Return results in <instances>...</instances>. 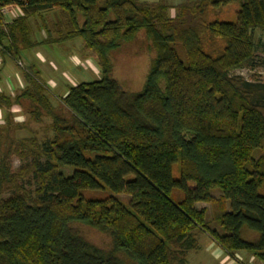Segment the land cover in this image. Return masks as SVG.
<instances>
[{
    "label": "trees",
    "instance_id": "1",
    "mask_svg": "<svg viewBox=\"0 0 264 264\" xmlns=\"http://www.w3.org/2000/svg\"><path fill=\"white\" fill-rule=\"evenodd\" d=\"M235 1L234 22L212 18ZM5 6L19 14L0 21L2 56L79 40L100 77L68 87L65 115L24 62L25 86L12 98L0 92V264H185L199 233L229 258L246 252L264 264V83L233 75L256 66L264 0H190L173 17L162 0H0ZM139 32L155 56L142 88L127 92L112 77V54ZM17 105L32 123L50 119L41 136L14 122ZM21 129L30 136L13 139ZM76 225L106 236L107 247Z\"/></svg>",
    "mask_w": 264,
    "mask_h": 264
},
{
    "label": "rangeland",
    "instance_id": "2",
    "mask_svg": "<svg viewBox=\"0 0 264 264\" xmlns=\"http://www.w3.org/2000/svg\"><path fill=\"white\" fill-rule=\"evenodd\" d=\"M140 1L156 2L159 0H140ZM162 1H164L170 6L168 10V15L170 17H173L176 13L174 6H177L180 3H184L190 0H162ZM239 8H240V4L238 1L232 2L226 6L217 9L215 13L212 15V18H215L216 20L222 22H229V23L234 22L236 19V13L239 10ZM36 22H33L32 24L34 33L36 37H38V39L43 38L44 34L39 33L36 30V27L39 24L38 21ZM254 38L256 41L260 43L255 53L256 66L253 69L236 70L233 72V75L240 76L248 82L258 81L264 83V32L255 31ZM76 41L78 42V44L72 45L71 47L72 50L70 49L72 53L70 52V54L63 52L64 49H66L64 47L60 50L58 46H43L45 51L50 50L51 53H53L52 57L48 58L49 54L47 53L41 54L43 52L40 51V54L43 56V58L45 57L44 61H40L38 56L35 58L34 55L36 50L28 51V54L30 53V56L33 55V60H34L33 63L35 65V68H37V71L42 72L40 73V77L45 87L48 89V91L52 96L51 103L62 114L64 113V111L59 103V100L55 99L57 98L56 95L59 94L58 91L61 88L66 91L68 87L75 86L80 82H90L97 80L100 77L99 69L96 61L90 58L83 59L81 56V42L79 40ZM73 52H75L76 54H73ZM78 53L80 54V58L82 59L79 60L80 63L78 64V67L80 69L76 66L75 69L72 70V68L74 67L71 65V63L73 62L75 63L72 57L79 56ZM154 56L155 53L153 49L150 47V43L146 40L144 33L139 32L132 42L123 44L119 50L115 51L112 54V64H113L112 77L120 84L123 90L127 92H138L142 88V85L145 80V76L149 69L151 60L154 58ZM62 61L65 63L67 69L64 67V69L61 70V68L58 67L60 66V63H62ZM81 63H83L84 65H81ZM21 65L23 67L25 66L23 65L22 60L19 61L17 59L11 61L10 63L12 69H18L19 75L22 76L21 71L23 68H21L22 67ZM68 69H71L72 71ZM88 70H90V72ZM48 78H50V80ZM27 110L28 109L25 106H23L20 109L18 113L20 114V118L22 117L23 118L19 120H21L22 122L25 121L27 123V126H29V128H31L32 130H36L38 132V135L41 136L43 134V129L50 123V119L44 118L41 124L32 123L31 121L28 120L29 116L28 113L26 112ZM3 125H4L3 114L0 112V126ZM10 135L12 136L13 139H20L30 136V133L29 131H26V129H21V130L13 131ZM19 164L20 162L17 159L14 158L12 160L13 169H16L19 166ZM60 171L61 172L63 171L62 173L64 175H69L71 173V171L67 169H60ZM172 177L175 180L178 179L179 177L176 164L172 166ZM258 192L259 194L264 195V185L261 188H259ZM211 194L216 197L217 195H219V191L215 189L211 192ZM95 195L100 197L105 195V192H101L100 194L96 193ZM119 198L125 201L127 197L124 195H120ZM206 219L207 221H210L209 214H207ZM209 226L210 228L218 230L220 233H223V230L220 227H218L216 224L209 223ZM75 227L81 232L83 237L90 243L101 248L107 247L109 243V239L103 234L82 225H76ZM190 254H191L190 262L192 264H197L198 263L197 258L199 253L196 252Z\"/></svg>",
    "mask_w": 264,
    "mask_h": 264
},
{
    "label": "crops",
    "instance_id": "3",
    "mask_svg": "<svg viewBox=\"0 0 264 264\" xmlns=\"http://www.w3.org/2000/svg\"><path fill=\"white\" fill-rule=\"evenodd\" d=\"M46 17H48L49 19H51V16L45 15ZM34 39L39 42L42 38L36 37L35 33H34ZM78 42L77 41H72V42H64L62 44L59 45H45V44H37L35 47L26 50V51H20L18 53V56L20 57V59L22 60V62H25L24 64L26 66H32L35 68V65L33 63V55L30 56V53L28 54V51L30 50H36L35 52V58L38 56L40 61H44V58L41 54H49L48 58L52 57L53 53H51V51L47 50L45 51V49L43 48V46H58L59 49L61 50L63 47L66 48L64 49V53H69L72 50V45H77ZM71 49V50H70ZM40 51H42L43 53L40 54ZM72 53V52H71ZM60 54V53H58ZM73 54H76L75 52H73ZM79 56L77 57H72L75 61V63H71V65L74 67L72 68L75 69V67H78V64L80 63L79 60H82L80 58V54L78 53ZM0 92L7 94L9 97H13L15 96L19 90H21L24 86H25V82L23 80V77L21 75H19V71L18 69H12V67L10 66L11 61H13L14 59L12 58L11 55L6 54L4 56H2L0 54ZM19 59V60H20ZM72 59V60H73ZM50 63V62H49ZM56 64V63H55ZM81 65H84L83 63H81ZM59 68H61V70L64 69V67L66 68L65 63L62 61V63H60V66H58ZM79 68V67H78ZM82 68V66H81ZM37 71V68H35ZM67 69V68H66ZM80 69V68H79ZM70 71H72L71 69H68ZM87 71V70H86ZM90 72V70H88ZM39 76L40 73H42L41 71H37ZM41 78V77H40ZM50 80V78H48ZM57 89V88H56ZM58 90V89H57ZM59 94L56 95L57 100H59L60 97H64L66 94V91L63 90L62 88L58 91ZM22 107L19 105L17 106H13L9 112L13 115V120L16 123H21L22 121L19 119L20 118V114L18 113L20 111ZM3 114V123H4V115L5 112L4 111H0ZM2 123V122H1ZM195 208L201 209V208H206L208 209L209 206L206 204H202V203H198L195 204ZM201 240V242H200ZM197 243H198V247L196 250L191 251L187 254V259H186V263L185 264H192L190 262V253H199L198 255V263L197 264H233L232 262V258H229L207 235L205 234H198L197 236ZM236 256L242 258L243 260H248L250 259L252 256L246 252H237L235 254Z\"/></svg>",
    "mask_w": 264,
    "mask_h": 264
},
{
    "label": "built area",
    "instance_id": "4",
    "mask_svg": "<svg viewBox=\"0 0 264 264\" xmlns=\"http://www.w3.org/2000/svg\"><path fill=\"white\" fill-rule=\"evenodd\" d=\"M19 14V10L16 7L13 6H5L0 8V21L2 23H7L12 17H15ZM233 264H260L255 260L254 257H251L248 260H243L242 258L238 256H234L232 258Z\"/></svg>",
    "mask_w": 264,
    "mask_h": 264
}]
</instances>
